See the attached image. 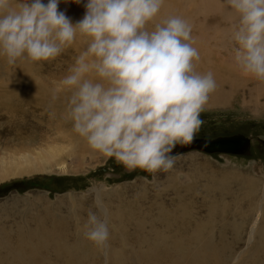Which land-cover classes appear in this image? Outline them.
Returning a JSON list of instances; mask_svg holds the SVG:
<instances>
[{"label":"clouds","instance_id":"clouds-1","mask_svg":"<svg viewBox=\"0 0 264 264\" xmlns=\"http://www.w3.org/2000/svg\"><path fill=\"white\" fill-rule=\"evenodd\" d=\"M60 3L0 0V56L10 65L20 58L49 61L78 36L87 37L60 81L71 93L66 112L73 131L129 172H169L174 149L193 143L217 87L213 72L196 70L200 53L192 25L178 15L153 24L165 0H86L76 22L59 10ZM223 3L238 16L230 32L235 66L264 82V0ZM59 91L53 90L52 100ZM81 230L106 247L110 229L95 213L89 211Z\"/></svg>","mask_w":264,"mask_h":264},{"label":"rangeland","instance_id":"rangeland-1","mask_svg":"<svg viewBox=\"0 0 264 264\" xmlns=\"http://www.w3.org/2000/svg\"><path fill=\"white\" fill-rule=\"evenodd\" d=\"M44 2L47 3V0ZM84 3L86 0H82L81 4L72 0L67 3L61 0L58 7L76 22L86 11ZM170 15L181 16L192 25L194 46L200 53L199 66L202 70L215 72L213 74L217 83L205 110L201 113L203 124L193 143L177 146L176 149H181L178 153L174 149V168L167 173L161 171L150 174L140 169L129 172L115 158L106 157L97 151L90 153L78 147L75 149L72 141L61 137L63 132L66 134L65 129L68 127L58 130L53 126L47 110L32 109L25 118L17 114L0 115V166L1 163L7 167L11 166L14 159L28 155L39 159V156L51 149L58 153L51 159L50 169L32 167L30 172L0 179L1 228H15L17 224L26 222L30 215L42 214L45 211L42 200L45 198L49 208L52 207L51 213L66 219V224L57 228V232L66 238L70 245L81 239L87 242V245L78 249V254L84 258L83 264H110L106 255L108 245L103 249L97 247L84 237L81 230L89 211L104 220L109 227L112 225L110 216L107 219V212L102 210L97 202V194L100 199L103 198L102 204L110 210L105 195L120 192L125 198L137 202V211L141 213H137V219L143 217L152 223L159 210H164L165 213L173 210L170 205L174 197L172 187L199 183V188L202 189L205 183L213 179L207 178L212 173H216L217 178L227 175L256 179L260 181L261 187H264V146L259 142V138H264V82L243 75L234 64V45L230 40V32L232 26L238 23V16L224 5L223 0H165L159 16L152 23ZM87 40V37L78 36L73 44L53 60L37 63L27 59L28 67L34 73H42L50 79L54 83L50 89H60V93L67 94L69 92L60 87V81L69 74L76 57L86 48ZM21 69H24L23 65L19 66L17 62L10 65L6 57L0 56L1 96L7 98L10 95L9 91L14 88V82L16 86ZM215 95L219 98L217 103L212 102ZM71 132L72 130L68 134ZM240 134L251 139V153H210L195 144V140ZM196 174L203 177L196 180ZM34 176L43 177V184L23 188L13 186L17 181ZM234 184L230 183L236 190ZM69 195H73L76 201L72 202L67 198ZM188 198V201L191 200L190 196ZM191 198L193 199V196ZM63 199L65 200L62 204ZM203 199L204 194L199 190L195 205L200 203L201 206ZM261 201L259 200V203ZM204 209L200 214L189 210V215H198L199 219L205 220L209 212ZM149 223L145 225V233L150 230ZM227 236H231L229 231ZM246 236L248 237V234ZM124 239L131 245L137 240L132 231L124 233ZM248 245L250 243L244 242L240 249L244 250ZM55 254L53 250L50 251L52 261L47 264L60 263V260L54 259Z\"/></svg>","mask_w":264,"mask_h":264},{"label":"bare ground","instance_id":"bare-ground-1","mask_svg":"<svg viewBox=\"0 0 264 264\" xmlns=\"http://www.w3.org/2000/svg\"><path fill=\"white\" fill-rule=\"evenodd\" d=\"M17 63L19 66L23 65L24 69L19 71L16 86L14 82L10 95L5 98L0 94V115L17 114L24 117L32 109L47 110L53 126L58 130L68 127L65 129L66 134L63 132L61 136L63 139L72 141L75 149L78 147L90 153L96 152L84 138L73 131L72 121L67 118V98L71 93L58 92V99L52 100L54 89L50 87L54 83L42 73H34L28 67L27 58H20ZM195 63L197 71L207 72L199 66V61ZM217 99L219 98L215 95L212 102L217 103ZM56 155L58 153L51 149L39 156V159L28 155L14 159L8 167L1 163L0 179L30 172L32 167L50 169V161ZM216 175L210 174L207 178L213 179L205 183L202 189L199 188V183L172 187L174 197L170 205L173 210L167 213L159 210L157 216H152V223L143 217L137 219V213L141 215L137 211V202L125 198L120 192L105 195L110 210L102 204L103 198L100 199L97 194L99 206L107 212V219L110 216L112 221L106 254L110 264H264V187L256 179L227 175L217 178ZM202 177L196 174L194 178L198 180ZM232 182L235 183L236 190L233 189L234 186L231 187ZM169 188L171 189L170 184ZM199 190L204 194V199L201 206L199 203L197 207L195 198L198 197ZM72 196L67 198L72 202L76 201ZM188 196L191 199L189 201ZM259 200H262L261 203ZM42 204L45 210L42 214L30 215L26 222L17 224L15 228L0 227V264H47L52 261L51 250L56 253L53 257L60 260L59 264H83L84 258L78 254V249L87 245V242L81 239L70 245L56 230L66 224L64 216L53 215L52 207L49 208L45 198ZM203 209L209 212L205 220L199 219L197 215ZM189 210H195L197 217L190 216ZM147 223L150 230L145 233ZM131 231L137 238L132 245L124 239V233ZM227 231L231 233L230 237L227 236ZM244 242L250 245L241 250L240 245Z\"/></svg>","mask_w":264,"mask_h":264},{"label":"water","instance_id":"water-1","mask_svg":"<svg viewBox=\"0 0 264 264\" xmlns=\"http://www.w3.org/2000/svg\"><path fill=\"white\" fill-rule=\"evenodd\" d=\"M259 142L264 145V138H259ZM251 143V139L246 137L242 134L240 135H233V136H226V137H218L215 139L209 140H195V144L199 145V147L204 150L205 152L210 153H239L243 150V148L248 147ZM181 149H176L175 151L181 152ZM249 151L247 150V153ZM43 177H29L23 181H17L13 183V186L16 188H23L26 186H34L36 184H43L42 182Z\"/></svg>","mask_w":264,"mask_h":264},{"label":"flooded vegetation","instance_id":"flooded-vegetation-1","mask_svg":"<svg viewBox=\"0 0 264 264\" xmlns=\"http://www.w3.org/2000/svg\"><path fill=\"white\" fill-rule=\"evenodd\" d=\"M262 146H264V145L262 144ZM248 147H249V148H248ZM248 147L243 148L242 153L245 154L247 150H249V149H250L249 151L252 150V149H251V143H250V145H249ZM260 149H261V147H260ZM249 153H251V152H249Z\"/></svg>","mask_w":264,"mask_h":264}]
</instances>
